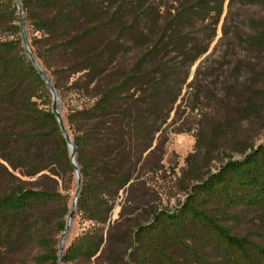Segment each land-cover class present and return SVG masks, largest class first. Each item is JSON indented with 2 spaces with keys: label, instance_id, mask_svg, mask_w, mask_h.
<instances>
[{
  "label": "trees",
  "instance_id": "trees-1",
  "mask_svg": "<svg viewBox=\"0 0 264 264\" xmlns=\"http://www.w3.org/2000/svg\"><path fill=\"white\" fill-rule=\"evenodd\" d=\"M20 1L30 50L66 106L62 117L84 180L75 210L104 224L116 189L131 178L129 168L121 166L127 154L126 140L130 139L132 126L140 130L146 121V114L131 107L136 101L133 88L149 86L157 91V97L167 99L172 86L166 80L173 67L166 66L164 55L177 52L190 62L201 55L204 47L193 42L188 48L186 36L180 30L196 20L210 19L214 31L226 0H180L165 20L160 10L165 0H118L115 12L108 19H103L98 0ZM242 1L264 4V0ZM8 2L14 21L11 27L18 33L15 2ZM126 14L129 23H121ZM0 15L4 17L6 12ZM142 21L159 24L160 31L153 40L149 27L150 31L143 33L147 38L143 51L120 70L118 52L124 46L119 37L104 39L102 32L110 25L120 24V32L127 34L132 42H138L137 30L141 29ZM248 28L251 33L246 35L245 42L264 49V21L251 18ZM26 84L32 93L50 98L44 81L21 46L20 37L0 42L1 100L6 103L14 100ZM84 97L88 99L86 104H73ZM142 100L146 102V98ZM18 105L17 120L28 131L19 132L16 137L28 147L39 140L49 141L47 163L36 166L28 155L16 157L4 145L5 132L0 133V158L12 169L25 166L28 175L48 170L72 178L67 145L51 107L40 108L30 99L21 100ZM243 147L239 158L227 155L215 170L202 169L195 162V154H188L180 180L185 182V197L175 208L155 210L148 222L127 233V247H115L110 252L108 247H101V231L94 228L82 233L64 248L62 264L106 252L107 264H264V246L247 236L234 234L225 224L233 219L232 211L240 206L255 210L264 218V142ZM0 172L9 179L6 191L0 193V252L2 248H17L4 246L32 239L43 249L32 264H58V249L43 232L47 226L40 220L33 224L35 209L58 195L15 183L12 173L3 165ZM64 225L65 219L61 218L57 224L59 231H63ZM107 238L110 241L109 235ZM118 255H122L121 261L115 260Z\"/></svg>",
  "mask_w": 264,
  "mask_h": 264
},
{
  "label": "rangeland",
  "instance_id": "rangeland-1",
  "mask_svg": "<svg viewBox=\"0 0 264 264\" xmlns=\"http://www.w3.org/2000/svg\"><path fill=\"white\" fill-rule=\"evenodd\" d=\"M98 1L103 19L110 18L119 4L118 0ZM179 3L180 0L163 1L160 6L162 19L168 18ZM2 11L6 15H0V42L15 41L20 34L11 27L14 21L8 0H0ZM251 18L264 21V4H247L242 0L228 3L226 0L214 31L210 19L196 20L180 30L186 36L188 48L193 42L204 47L201 55L191 62L185 61L177 52L164 55L166 66L173 67V73L170 72L166 80L172 86L167 99L157 97V91L149 86L132 89L136 101L131 107L137 113L146 114V121L140 130L132 126L130 139L126 140L127 154L121 166L129 168L131 178L116 189L112 209L104 224L75 210L63 240L64 248L78 235L94 228L101 231V247H108L107 252L127 247V233L135 226L148 222L155 210H172L184 199L185 182L180 180L188 154H195V162L202 169L215 170L227 155L239 158L243 146L254 147L264 142V49L248 45L244 40L251 33L248 28ZM128 19L126 14L121 23L128 24ZM120 26L110 25L103 30L102 36L104 39L120 38L124 46L118 52V69L121 70L143 51L147 43L143 33H148L150 27L154 40L160 26L142 21L141 29L137 30L138 42H132L127 34L120 32ZM38 94L32 93L26 84L14 100L6 103L0 98V133L7 134L4 145L8 151L16 153V157L28 155L36 166H41L47 163L50 142L39 140L28 147L16 137L17 133L28 131L17 120L19 101L30 99L40 108L51 107V96L47 99ZM87 102L84 97L74 100L73 104ZM58 107L62 115L66 106L60 99ZM1 153L5 155L4 151ZM0 165L12 173L15 183L58 195L52 202L35 209L33 224L40 220L46 225L45 236L59 249L62 231L57 224L61 218L66 220L69 212L76 188L74 174L69 178L42 170L28 175L25 166L12 169L1 158ZM80 180L81 188L84 183L81 176ZM8 185V177L0 172V193L6 191ZM232 212L233 219L225 222L231 231L264 246V218L257 211L242 206ZM108 235L110 241H107ZM4 247L17 248H2L0 264H32L33 258L43 252L37 241L27 238L14 246ZM107 252L67 264H107ZM112 256L116 257V254ZM117 257L115 260L121 261L122 255Z\"/></svg>",
  "mask_w": 264,
  "mask_h": 264
},
{
  "label": "water",
  "instance_id": "water-1",
  "mask_svg": "<svg viewBox=\"0 0 264 264\" xmlns=\"http://www.w3.org/2000/svg\"><path fill=\"white\" fill-rule=\"evenodd\" d=\"M14 2H15L16 10H17V15L19 17L18 27H19L21 45H22L27 57L31 61V63L34 66V68L36 69V71L39 73L41 79L44 81V83H45V85H46V87L50 93L51 111L55 116V119L58 123L59 129H60L62 136L66 142L67 149H68V157H69L70 164L73 168V174H74L75 182H76L75 193H74V196H73V199L71 202L69 212H68L66 220H65L64 229L60 235L57 263L62 264V255H63V251H64L63 240H64V237H65L67 231H68L71 219H72L74 212H75L76 200H77V197H78V194L80 191V183H81L80 173H79V169L75 163L74 145H73L71 137L69 136L67 129L65 127L63 117L59 111V107H58V99L59 98H58L57 92H56L54 86L52 85L50 79L46 75V73L42 70V68L40 67V65L36 61V58L34 57L32 51L30 50L28 39L26 36V31H25L24 14H23L22 6H21V1L20 0H14Z\"/></svg>",
  "mask_w": 264,
  "mask_h": 264
}]
</instances>
